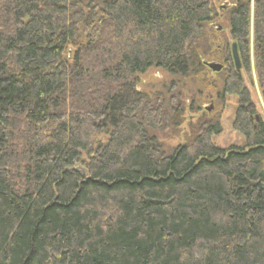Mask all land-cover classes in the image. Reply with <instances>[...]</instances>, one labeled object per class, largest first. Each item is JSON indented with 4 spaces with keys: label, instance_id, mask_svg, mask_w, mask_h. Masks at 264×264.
<instances>
[{
    "label": "trees",
    "instance_id": "1",
    "mask_svg": "<svg viewBox=\"0 0 264 264\" xmlns=\"http://www.w3.org/2000/svg\"><path fill=\"white\" fill-rule=\"evenodd\" d=\"M220 1L0 0V264H264V122L244 78L264 103V0L223 7L239 70L225 37L211 45ZM150 69L216 73L243 145L215 146L201 117L165 150L155 133L179 136L183 110L137 89Z\"/></svg>",
    "mask_w": 264,
    "mask_h": 264
},
{
    "label": "rangeland",
    "instance_id": "2",
    "mask_svg": "<svg viewBox=\"0 0 264 264\" xmlns=\"http://www.w3.org/2000/svg\"><path fill=\"white\" fill-rule=\"evenodd\" d=\"M226 4L229 5L226 0L215 2V7L220 10V16L210 24L212 30L215 31V39L211 42L213 50L225 44L224 37L230 44L228 25L223 9ZM213 56L207 58L206 61L222 65L221 58L217 54ZM207 70L198 77L180 78L170 76L160 69H150L145 74L137 77V89L146 94L151 101L158 102L164 110L172 108L183 110V123L179 128V136L174 137V134L170 131L155 133L158 140L163 143L165 150L183 144L185 135L188 132V126L201 117L206 119L213 118V120H219L220 122L221 132L212 138L215 146L228 149L243 145L242 137L232 128L236 99L234 97H226L224 100H220V80L216 73ZM242 76H244L243 73ZM244 78L250 90L251 100L257 115L264 122V103L257 87L255 75L253 76V84H249L245 76ZM105 141V135H98L95 138L97 143H105ZM75 170L81 174L84 172L79 165L75 166Z\"/></svg>",
    "mask_w": 264,
    "mask_h": 264
},
{
    "label": "water",
    "instance_id": "3",
    "mask_svg": "<svg viewBox=\"0 0 264 264\" xmlns=\"http://www.w3.org/2000/svg\"><path fill=\"white\" fill-rule=\"evenodd\" d=\"M231 58L233 60L234 66L236 70H239L241 67L240 59L238 56L237 48L235 44L231 45ZM214 71H218L220 66H210ZM209 111V110H208ZM258 116L256 117V122H258Z\"/></svg>",
    "mask_w": 264,
    "mask_h": 264
}]
</instances>
